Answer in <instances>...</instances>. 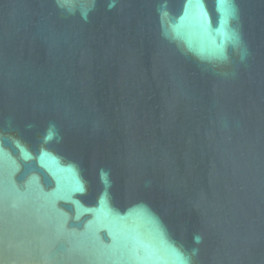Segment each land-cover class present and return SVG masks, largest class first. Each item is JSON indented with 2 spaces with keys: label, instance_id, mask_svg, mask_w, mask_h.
Wrapping results in <instances>:
<instances>
[{
  "label": "water",
  "instance_id": "95a60500",
  "mask_svg": "<svg viewBox=\"0 0 264 264\" xmlns=\"http://www.w3.org/2000/svg\"><path fill=\"white\" fill-rule=\"evenodd\" d=\"M0 264H264V0H0Z\"/></svg>",
  "mask_w": 264,
  "mask_h": 264
},
{
  "label": "snow or ice",
  "instance_id": "6c2138e0",
  "mask_svg": "<svg viewBox=\"0 0 264 264\" xmlns=\"http://www.w3.org/2000/svg\"><path fill=\"white\" fill-rule=\"evenodd\" d=\"M60 2H61L62 4H66V3H67V0H60ZM219 2H220V3H224L225 0H219Z\"/></svg>",
  "mask_w": 264,
  "mask_h": 264
}]
</instances>
